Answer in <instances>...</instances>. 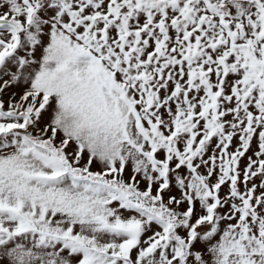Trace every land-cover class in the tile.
I'll return each instance as SVG.
<instances>
[{"label": "snow or ice", "instance_id": "1", "mask_svg": "<svg viewBox=\"0 0 264 264\" xmlns=\"http://www.w3.org/2000/svg\"><path fill=\"white\" fill-rule=\"evenodd\" d=\"M0 264H264V0H0Z\"/></svg>", "mask_w": 264, "mask_h": 264}]
</instances>
